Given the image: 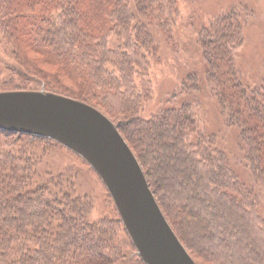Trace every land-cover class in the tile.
Masks as SVG:
<instances>
[{
	"label": "trees",
	"instance_id": "1",
	"mask_svg": "<svg viewBox=\"0 0 264 264\" xmlns=\"http://www.w3.org/2000/svg\"><path fill=\"white\" fill-rule=\"evenodd\" d=\"M180 16L178 0H0V90L32 89L37 81L96 106L135 152L199 264V257L208 264H264V75L246 79L238 67L240 9L216 15L198 36L208 62V100L222 129L238 131L240 156L220 145L218 132L202 128L189 100L180 106L168 100V107L141 115L153 95L152 59L163 44L179 51ZM54 145L63 146L0 129V264L122 261L136 249L122 220L90 219L92 198L46 169ZM131 264L146 263L138 255Z\"/></svg>",
	"mask_w": 264,
	"mask_h": 264
},
{
	"label": "water",
	"instance_id": "2",
	"mask_svg": "<svg viewBox=\"0 0 264 264\" xmlns=\"http://www.w3.org/2000/svg\"><path fill=\"white\" fill-rule=\"evenodd\" d=\"M0 129L54 139L84 158L146 264H199L168 221L135 152L99 108L44 86L0 90Z\"/></svg>",
	"mask_w": 264,
	"mask_h": 264
},
{
	"label": "rangeland",
	"instance_id": "3",
	"mask_svg": "<svg viewBox=\"0 0 264 264\" xmlns=\"http://www.w3.org/2000/svg\"><path fill=\"white\" fill-rule=\"evenodd\" d=\"M181 11L180 19L175 28L176 38L180 41L179 51L174 54L165 45H161L160 56L152 59L149 75L153 84L152 98L144 104L141 115L149 117L161 107H168L169 102L180 106L184 101L192 103L201 119V126L210 132L219 133V142L222 147L232 154L238 153L241 143L238 131L222 129V120H219L217 108L211 99L208 100L207 69L208 62L203 57L198 43L199 30L216 15L236 7L241 10L244 23V41L238 49V67L246 79L259 81L264 75V0H178ZM245 14V16H244ZM0 44V56L3 54ZM50 68V66H49ZM51 71L56 65L51 66ZM189 76H194L188 80ZM188 83H185L186 81ZM33 83L32 89H40ZM184 87L182 94L173 98V94ZM202 87L201 90H198ZM199 91V92H198ZM173 98V99H172ZM170 100L169 102H167ZM174 104V105H175ZM218 121H217V120ZM221 129V130H220ZM53 152L48 160V170L62 174L72 182L79 194L88 195L93 201L91 220L102 218H119L115 206L104 182L92 166L80 155L66 146L54 145ZM235 171L245 182L250 180V174L243 163L235 164ZM126 257L114 264H131L138 256L136 249H127ZM199 259L203 264L208 261Z\"/></svg>",
	"mask_w": 264,
	"mask_h": 264
}]
</instances>
